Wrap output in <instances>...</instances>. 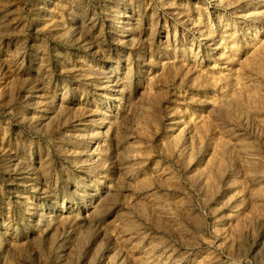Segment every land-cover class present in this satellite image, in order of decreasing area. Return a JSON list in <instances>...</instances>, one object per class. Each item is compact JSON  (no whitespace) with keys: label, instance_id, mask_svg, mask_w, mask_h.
<instances>
[{"label":"rangeland","instance_id":"obj_1","mask_svg":"<svg viewBox=\"0 0 264 264\" xmlns=\"http://www.w3.org/2000/svg\"><path fill=\"white\" fill-rule=\"evenodd\" d=\"M0 264H264V0H0Z\"/></svg>","mask_w":264,"mask_h":264}]
</instances>
